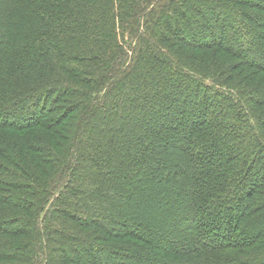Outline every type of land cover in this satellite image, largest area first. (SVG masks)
Here are the masks:
<instances>
[{"label":"trees","instance_id":"16d2710c","mask_svg":"<svg viewBox=\"0 0 264 264\" xmlns=\"http://www.w3.org/2000/svg\"><path fill=\"white\" fill-rule=\"evenodd\" d=\"M206 47L264 79V0H0V264H264V117Z\"/></svg>","mask_w":264,"mask_h":264},{"label":"rangeland","instance_id":"374dc122","mask_svg":"<svg viewBox=\"0 0 264 264\" xmlns=\"http://www.w3.org/2000/svg\"><path fill=\"white\" fill-rule=\"evenodd\" d=\"M47 34H50V32H46L43 34L38 33V39L36 40V43L35 42L34 43L40 49L46 47V43L43 40L46 37H48ZM68 38L69 36L58 35L54 40L53 38H50L48 41L51 43L49 44L48 42L49 45L48 44L47 45L50 46V50H52L53 53L57 51H54L56 49H54L52 43L62 48H65L66 52L71 51L72 55L77 56L78 53L75 50L72 51L74 49L73 48L74 45L69 43ZM128 40H130V38H128ZM135 41L136 40L134 39V42ZM75 46L77 47V45ZM186 54H188L187 51L183 52L182 57L186 56ZM40 61H44L46 63L54 65V62L52 61V59H50L49 51L47 56L42 54L41 52ZM258 62H259L258 60L257 61L254 60L253 64L255 66L256 65L261 66V64L260 63L258 64ZM187 64L188 66H190L189 67L190 69L202 73L203 75H205L206 78H208V80L221 81L223 84L227 85L228 87L237 90L239 92V96L241 100L244 102L246 107L252 112V114L257 115L256 117L259 116L264 117V105L262 107L259 106L260 108L258 107V110H256L257 108L254 110L249 103L248 96H246V93L248 91L251 93L254 92L253 93L255 95L254 98L259 99L261 97L259 96V94L264 93V79H262L261 75L253 73L254 68H250L249 66H244L242 62L238 59L223 60L222 57L219 58L211 48H207V47L206 49H204L203 52H200V54L197 53L194 56H189V58L187 59ZM256 124L261 126V121L257 119ZM4 216L8 217V214L6 213Z\"/></svg>","mask_w":264,"mask_h":264}]
</instances>
